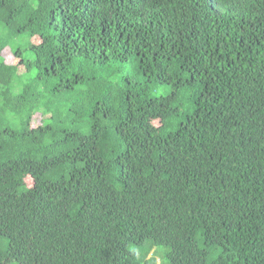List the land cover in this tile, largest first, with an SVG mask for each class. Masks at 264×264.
<instances>
[{
  "label": "trees",
  "instance_id": "1",
  "mask_svg": "<svg viewBox=\"0 0 264 264\" xmlns=\"http://www.w3.org/2000/svg\"><path fill=\"white\" fill-rule=\"evenodd\" d=\"M264 264V0H0V264Z\"/></svg>",
  "mask_w": 264,
  "mask_h": 264
},
{
  "label": "rangeland",
  "instance_id": "2",
  "mask_svg": "<svg viewBox=\"0 0 264 264\" xmlns=\"http://www.w3.org/2000/svg\"><path fill=\"white\" fill-rule=\"evenodd\" d=\"M156 250L160 254V256H159L160 258L157 259L158 264H160L161 261L164 262V258H166V254L169 251V248H166V247H157ZM166 264H169V263L166 261Z\"/></svg>",
  "mask_w": 264,
  "mask_h": 264
}]
</instances>
